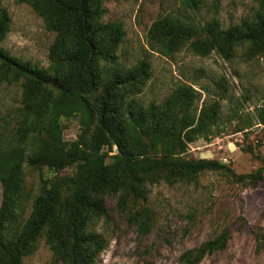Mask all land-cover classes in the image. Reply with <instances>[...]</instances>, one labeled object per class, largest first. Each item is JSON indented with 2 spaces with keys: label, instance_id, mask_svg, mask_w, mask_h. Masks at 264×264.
<instances>
[{
  "label": "trees",
  "instance_id": "obj_1",
  "mask_svg": "<svg viewBox=\"0 0 264 264\" xmlns=\"http://www.w3.org/2000/svg\"><path fill=\"white\" fill-rule=\"evenodd\" d=\"M16 1L29 5L55 39L47 67L10 55L1 46L10 15L0 5V80L21 86L17 119L8 133L0 125V264H22L41 237L56 261L94 264L105 241L93 225L107 215L106 195H116L126 220L146 233L153 220L147 183L196 182L201 171L224 167L217 160L181 157L190 142L212 134L219 103L205 101L198 107L200 92L183 83L160 103L144 106L132 97L149 77V65L142 60L119 67L116 51L125 31L120 21L104 20V4L110 0ZM177 1L183 12L164 13L147 29L151 50L171 56L186 47L200 56L213 51L230 60L244 48L246 59L264 57V0H257L250 18L225 29L215 19L200 25L186 14L207 3L217 7L220 0ZM63 117L77 118L76 139H64ZM26 166L71 172L41 176L30 214L20 221ZM263 171L237 177L256 183ZM129 202L139 206L127 209ZM228 239L224 229L185 250L180 264H199Z\"/></svg>",
  "mask_w": 264,
  "mask_h": 264
},
{
  "label": "rangeland",
  "instance_id": "obj_2",
  "mask_svg": "<svg viewBox=\"0 0 264 264\" xmlns=\"http://www.w3.org/2000/svg\"><path fill=\"white\" fill-rule=\"evenodd\" d=\"M207 4L186 14L200 25L215 19L222 29L250 18L259 7L257 0H220L217 7ZM0 5L10 15V28L1 46L12 56L47 67L55 33L46 29L29 5L16 0H0ZM172 11L183 12L177 0H110L104 4V20L123 24L125 34L116 51L119 67L131 68L142 60L149 65V77L131 95L142 105L160 103L182 83L200 92L198 107L205 101L219 103L212 134L190 142L181 157L217 160L224 167L201 171L196 182L160 179L147 183L146 205L153 220L146 233L126 220L116 195H106L107 215L93 225L105 241L94 264H180L185 250L224 229L229 232L226 246L206 255L199 264H264V171L256 183L237 177L264 167V57L246 59L244 48H238L230 60L213 51L200 56L186 47L171 56L151 50L145 39L147 29L158 16ZM20 99L19 82L0 80L1 131L8 133L17 119ZM61 125L65 140L76 139V117H63ZM70 172L71 168L55 172L26 166L17 218L25 221L29 216L41 176ZM135 205L139 203L129 202L127 209ZM22 264L62 263L54 259L41 237Z\"/></svg>",
  "mask_w": 264,
  "mask_h": 264
}]
</instances>
